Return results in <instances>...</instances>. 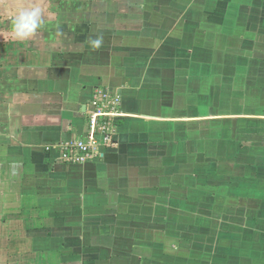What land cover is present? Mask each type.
Returning <instances> with one entry per match:
<instances>
[{
    "label": "crops",
    "instance_id": "1",
    "mask_svg": "<svg viewBox=\"0 0 264 264\" xmlns=\"http://www.w3.org/2000/svg\"><path fill=\"white\" fill-rule=\"evenodd\" d=\"M97 89L114 145L65 164ZM0 264H264V0L1 3Z\"/></svg>",
    "mask_w": 264,
    "mask_h": 264
},
{
    "label": "built area",
    "instance_id": "2",
    "mask_svg": "<svg viewBox=\"0 0 264 264\" xmlns=\"http://www.w3.org/2000/svg\"><path fill=\"white\" fill-rule=\"evenodd\" d=\"M88 134L74 141L58 144L59 159L65 164H85L98 159L102 151L114 145L116 122L125 117L122 98L107 89H97L89 103ZM52 147H47V151Z\"/></svg>",
    "mask_w": 264,
    "mask_h": 264
},
{
    "label": "clouds",
    "instance_id": "3",
    "mask_svg": "<svg viewBox=\"0 0 264 264\" xmlns=\"http://www.w3.org/2000/svg\"><path fill=\"white\" fill-rule=\"evenodd\" d=\"M44 14L41 7L32 5L20 10L11 23V33L14 39L26 41L37 34L44 24ZM95 46L101 44L100 39L93 40Z\"/></svg>",
    "mask_w": 264,
    "mask_h": 264
},
{
    "label": "rangeland",
    "instance_id": "4",
    "mask_svg": "<svg viewBox=\"0 0 264 264\" xmlns=\"http://www.w3.org/2000/svg\"><path fill=\"white\" fill-rule=\"evenodd\" d=\"M5 2H6V0H0V4H1V3L3 4V3H5Z\"/></svg>",
    "mask_w": 264,
    "mask_h": 264
}]
</instances>
